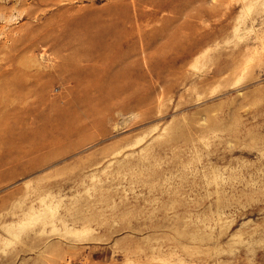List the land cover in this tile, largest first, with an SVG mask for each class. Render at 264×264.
<instances>
[{"label":"rangeland","instance_id":"1","mask_svg":"<svg viewBox=\"0 0 264 264\" xmlns=\"http://www.w3.org/2000/svg\"><path fill=\"white\" fill-rule=\"evenodd\" d=\"M0 264H264V0H0Z\"/></svg>","mask_w":264,"mask_h":264}]
</instances>
